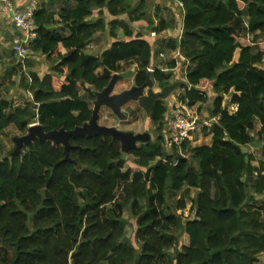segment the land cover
<instances>
[{
  "label": "trees",
  "instance_id": "16d2710c",
  "mask_svg": "<svg viewBox=\"0 0 264 264\" xmlns=\"http://www.w3.org/2000/svg\"><path fill=\"white\" fill-rule=\"evenodd\" d=\"M72 1L58 13L71 32L67 37L65 28H47L57 25L55 13L38 8L31 49L54 67L45 75L32 72L29 83L22 77L20 87L31 99L19 101L0 90V136L10 126L24 134L36 119L47 132L83 125L92 117L93 93L109 84L110 69L119 70L121 60L137 64L136 84L146 82L149 40L137 36L116 42L101 57L84 50L95 34L88 19L96 8L128 13L136 21L148 18L147 3ZM181 1L184 32L168 48L180 47L189 59L182 98L190 107L202 109L212 83V115L220 116L205 130L212 143L192 146L186 139L168 149L165 121L158 123L167 106L159 101L149 114L158 123L155 141L129 151L136 169L127 167L120 141L110 135L72 137V161H62L64 146L45 139H35L22 154L4 155L0 264H259L264 255V0ZM160 18L156 11L148 20L157 33L167 26ZM245 33L252 40L241 45ZM101 65L106 67L99 75ZM175 67L168 63L169 70ZM151 77L161 88L170 84V71L162 68ZM226 94L231 98L224 104ZM231 104L237 109L231 111ZM257 119L259 145L245 154L242 147L254 142ZM186 189L197 191L195 216L188 219L177 213L185 208L184 199L173 208L168 204L170 192ZM127 207L137 219V244L125 237Z\"/></svg>",
  "mask_w": 264,
  "mask_h": 264
},
{
  "label": "crops",
  "instance_id": "0c3cea01",
  "mask_svg": "<svg viewBox=\"0 0 264 264\" xmlns=\"http://www.w3.org/2000/svg\"><path fill=\"white\" fill-rule=\"evenodd\" d=\"M26 1L27 0H19L18 3L24 4ZM142 1H145L147 3L146 11L148 13V18L136 20V21H132L128 13H125V14L119 13L118 15H116L107 8H96L92 16L88 19V22L92 26H95V34H94L92 42L86 46L84 51L89 54H93L98 57H101L102 54L105 51L109 50L112 47V45L116 42L130 41L137 36L149 40L151 43V48H152V60H151V66L149 68L150 73H152L157 68H162L164 71L172 72V75L169 80L170 84L177 82V81L183 83L182 86H179L171 94L167 96L166 98L167 100L166 99L159 100L162 104L164 103L165 106L168 105L169 108L167 106V112L165 113L163 119L158 121V123L161 121L169 122L172 107L173 105H175V102H177L179 94L181 96L184 95V94H181L182 88L185 87V84L187 82L186 76H183V74H181V76H183L184 79L180 78V76L178 75L180 72L178 70H179V67L187 63L189 59L186 57V55L184 54L183 50L180 47L177 48L176 50H170L168 48L170 40L172 39L181 40L182 38V35L184 32L183 29H184L185 10H184V6L181 5L182 3L181 0H134L133 5H136L137 3H140ZM66 5L73 6L74 1L72 0H41L39 3V7H46L48 11L55 13V20L58 21L57 25L54 26L55 28L56 27L65 28L64 23L59 22L58 13L61 10V7L66 6ZM156 11H159L160 17H161L160 19L163 18L165 22L167 23L166 28H164V30L158 33L150 29L151 25H150V22L148 21L149 19H152ZM63 34L66 37L69 36L71 34L69 28L66 27L64 29ZM19 35H20V32L14 24L12 13L10 11L3 10L0 7V90L3 93L12 92V89H9V88H13L12 87L13 81L15 82L14 87L19 88L21 85V79L23 76H25L26 78V83H29L31 82L32 72H37L41 75H45L47 73H50L54 67V64L51 61H48L47 59H45V62L47 61V64H48L47 66H49L48 67L49 70L46 69V70H43L42 73H40L39 71H37L36 68H33L32 64L29 62L30 58H32L31 54L36 53L33 50H30L28 58L24 60L23 62H21L20 57L16 55L14 51L11 49L15 38H17ZM62 52L66 53L67 50L62 49ZM36 54H39V53H36ZM41 55L45 57L44 54H41ZM160 62L162 63L165 62L166 64L165 65L159 64ZM170 62L176 63V67L171 70H169L168 68V63ZM124 64L127 65L124 60H121L119 61V65H121V68L119 70L110 69V71L112 72V77L115 74L128 71L132 68H135V69L137 68L136 63H132V64L128 63V66L133 65L134 67H126V70L123 71L122 66ZM105 67H106L105 65H101L97 69L96 73L99 75L103 74ZM136 73H137V70L135 71V75ZM174 76H176V78H173ZM152 80L153 82L156 81L154 79ZM156 82L158 83V81ZM88 87H89L88 85L81 86L82 88L81 90H83V92L80 91L81 94H86V92L89 90ZM161 90L162 88L160 87L158 83V86L155 87L154 91L160 92ZM207 90L208 89H206V92ZM174 92H178V96H173ZM115 93H118V92L116 91ZM234 106H236V104H231L230 106L231 111L233 109L232 107ZM93 107L94 105L92 103L91 108L93 109ZM237 107L235 108V110L237 109ZM198 110H199L201 117L203 116L206 117L207 115H209L208 111L203 112L202 109L200 110L199 108ZM126 115L128 119V114L126 113ZM148 117L150 119V124L155 125V127H157L158 123H156L152 118H150L149 114H148ZM212 117L214 116L211 113V118ZM99 123H100V117H99ZM206 129L210 130V128H206ZM166 131H167V128L165 129V136L167 134ZM211 143H212V137H211ZM1 160H2V157H0V161ZM186 190L187 191L190 190V192L192 191V189H186ZM262 264H264V261Z\"/></svg>",
  "mask_w": 264,
  "mask_h": 264
},
{
  "label": "water",
  "instance_id": "95a60500",
  "mask_svg": "<svg viewBox=\"0 0 264 264\" xmlns=\"http://www.w3.org/2000/svg\"><path fill=\"white\" fill-rule=\"evenodd\" d=\"M47 28H54V25L47 26ZM198 31L199 30L196 32ZM135 71L136 69L132 68L128 71L115 74L109 84L102 91H96L93 93L95 100L93 102L94 107L92 109V117L83 125L77 126L72 130H65L62 128L48 132L40 123L31 125L26 134L14 138L16 146L14 150L6 156L9 157L22 154L24 148L28 147L35 139H45L53 141L57 145L64 146L65 158L62 161H72L69 154L70 149L73 147L70 142L72 137L78 138L84 135H110L120 141L122 159L126 160L129 151L136 149L139 146V143L146 144L152 141V134L150 132L134 133L132 131L121 130L114 126L101 125L99 123L101 109L106 107L120 120H126L127 115L123 108L128 103L134 102L142 107L146 113L150 114L160 99H166L169 94L183 84L182 82L177 81L162 88L160 92H155L153 89L154 82L151 79V73L149 72L147 80L143 85H134L128 89L115 93L114 90L116 85L122 80L132 79V77L134 78ZM242 151L247 154V147H242ZM246 161H249L248 155L246 156ZM74 163H76V161H74Z\"/></svg>",
  "mask_w": 264,
  "mask_h": 264
},
{
  "label": "rangeland",
  "instance_id": "374dc122",
  "mask_svg": "<svg viewBox=\"0 0 264 264\" xmlns=\"http://www.w3.org/2000/svg\"><path fill=\"white\" fill-rule=\"evenodd\" d=\"M251 40H252V34L245 33L241 36L239 43H241L242 45H245V44H248ZM31 56H32V58H30L29 62L32 64L33 68H36L37 71H39L40 73H42L43 70H46V69L49 70V68H48L49 66H47L48 65L47 61L45 62V59H47V57L45 55H44L45 57H43V55H41V54H36V53L34 54L33 53V54H31ZM48 61H50V60H48ZM159 64L165 65L166 63L160 62ZM185 64L180 66L179 70H178L180 72L178 75L180 76L181 79H184L183 76H185V71H184ZM126 67H134V66L133 65L128 66V65L124 64L122 66V70L123 71L126 70ZM181 74H183V76H181ZM171 75H172V72H170V77H171ZM173 78H176V76H174ZM151 79H152V77H151ZM133 81H134L133 77H132V79H125V80L120 81L119 84L115 87L114 92H116V91L120 92V91L124 90L125 88L126 89L130 88L131 85H133ZM156 86H158V83L156 81H154V90H155ZM12 87L13 88H9V89H12V92H8L10 98H13V99L16 98V100H17V97H19V101H23L25 99H31L33 97L32 94L25 91L21 87L16 88V87H14V85ZM206 89H208L207 90L208 100L206 103H204L202 105V111L203 112L208 111L209 115H207L206 117L203 116V119H211V113H212V109H213V105H214V99H215L216 95L214 94V90L212 88V83ZM81 92H83V90H81ZM8 93H3V95L6 96V95H8ZM18 94H20V95H18ZM226 95L227 96H225V98H224L225 99L224 104L228 103L230 100V97H231L230 94H226ZM173 96H178V92H174ZM136 104L137 103H134V102L128 103L127 105L124 106V111L127 114H129L131 111V108L136 107L135 106ZM168 108H169V106H168ZM138 112H140V113H139V116H137V118H135L133 116L132 118L128 117L129 119H127V120H120L115 114H113L110 111V109L102 108V110L100 112V123L103 125H106V126L118 127L119 129L124 130V131H132L134 133L150 132L152 134V142H154L155 138L157 136L156 132H155V128H156L155 125L150 124V119L148 117V113L143 112L140 108L136 107V113H138ZM138 118H139V120L136 121ZM134 119H136V120L134 121ZM169 127H170L169 122L166 121L165 122V128H167L166 133L168 132ZM260 127H261V124H260L259 120L257 119L255 130L251 131L252 136H254V138H255L254 142L250 145L249 149L247 148L248 152H250V153H252L253 151L256 152L257 146L259 145V139H258L257 131L260 130ZM205 130H206V128L203 129L202 131L198 132L196 135H194V139L191 142L192 146L211 143L212 135L210 133L206 134ZM26 133H24V134H26ZM24 134L19 132L14 126L7 128L5 130V132L0 136V157H3L4 155H7L10 152H12L16 146L15 142H14V138L22 136ZM139 145H141V143H139ZM166 147H167V145H166ZM9 157H11V156H9ZM127 161H128L127 167L131 166L134 169L138 168V166L135 164V159H134L133 155H129V153H128ZM188 192L190 193V195L186 196V193H188ZM77 194H79V191H77ZM196 195H197V191H195V190H192L191 192H190V190H188V191L184 190V191L179 192L177 194L170 192L169 196H168V204L170 205L171 208H173V207H175V205L179 199H184L186 206L184 209L178 210L177 213L181 214L185 219L186 218L187 219L193 218L195 216V213H194L193 208H192L193 198ZM257 199H258V201L263 200V198L261 196L257 197ZM174 212H175V210H174ZM124 216L128 220V224L126 225L125 237H127V238L130 237L132 242L137 244L136 243L137 240L135 237L136 231H137V225H136L137 219L135 218L132 211L128 207L125 209ZM262 219H264V217ZM176 233L177 234L179 233L180 241H183V235H181V232L179 229L176 230ZM263 259H264V255L261 254L259 257V264L263 263V261H264Z\"/></svg>",
  "mask_w": 264,
  "mask_h": 264
},
{
  "label": "built area",
  "instance_id": "2783aa9c",
  "mask_svg": "<svg viewBox=\"0 0 264 264\" xmlns=\"http://www.w3.org/2000/svg\"><path fill=\"white\" fill-rule=\"evenodd\" d=\"M41 0H27L24 4H19V0H0V7L5 11H10L13 16L15 26L20 35L15 38L11 49L21 59V62L28 58L32 44L37 39L36 25L34 16L39 8ZM183 6V2L181 3ZM187 87L182 88V93L187 91ZM183 95L179 94L177 102L172 107L169 119V130L166 134L167 147L171 149L174 145L181 146L184 140L193 141L196 133L205 128H211L214 122L220 119V116H214L211 119H203L198 107L192 108L183 100ZM237 107H232V111ZM38 118V117H37ZM39 123L36 122L31 125ZM30 125V126H31Z\"/></svg>",
  "mask_w": 264,
  "mask_h": 264
},
{
  "label": "flooded vegetation",
  "instance_id": "af4514ba",
  "mask_svg": "<svg viewBox=\"0 0 264 264\" xmlns=\"http://www.w3.org/2000/svg\"><path fill=\"white\" fill-rule=\"evenodd\" d=\"M136 70H137V68H136ZM134 78H135V74H134ZM134 85L141 86V85L136 84L135 80L133 81V85H131V87L134 86ZM135 106L138 107V108H140L143 112H146L143 108H141L140 106H138V104H136ZM136 107H132L131 108V111L128 114V117H131L132 118L134 116L135 118H137V116H139V113L140 112L136 113ZM135 120L136 119H134V121ZM138 120H139V118L136 121H138Z\"/></svg>",
  "mask_w": 264,
  "mask_h": 264
}]
</instances>
